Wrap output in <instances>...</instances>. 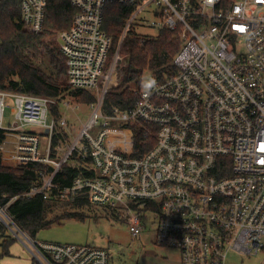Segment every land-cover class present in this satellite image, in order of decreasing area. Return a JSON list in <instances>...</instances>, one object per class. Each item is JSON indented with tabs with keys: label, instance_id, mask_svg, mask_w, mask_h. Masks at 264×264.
I'll list each match as a JSON object with an SVG mask.
<instances>
[{
	"label": "built area",
	"instance_id": "obj_1",
	"mask_svg": "<svg viewBox=\"0 0 264 264\" xmlns=\"http://www.w3.org/2000/svg\"><path fill=\"white\" fill-rule=\"evenodd\" d=\"M69 2L70 26L55 37L66 84L76 92L103 90L87 105L78 133L54 148V158L52 140L64 139L67 121L62 112L56 118L53 108L59 101L70 111L80 105L0 90L4 160L51 169L26 196L47 200L57 191L59 199L84 197L90 206L113 211L133 239L154 230V243L176 250L180 264H227L229 252L247 258L264 253V0ZM47 4L20 0L19 21L27 32H43ZM107 5L134 7L123 35L147 14L158 33L167 31L179 43L171 70L149 72L128 111L102 110L107 87L117 84L119 60L115 53L114 73L105 75ZM138 126L153 146L135 157ZM85 158L90 165L82 168L95 176H78L60 190L54 177L62 166ZM0 224L23 244L31 264H108L105 248L29 238L2 209Z\"/></svg>",
	"mask_w": 264,
	"mask_h": 264
},
{
	"label": "trees",
	"instance_id": "obj_2",
	"mask_svg": "<svg viewBox=\"0 0 264 264\" xmlns=\"http://www.w3.org/2000/svg\"><path fill=\"white\" fill-rule=\"evenodd\" d=\"M19 2L3 0L0 6V90L54 99L61 97V100L67 97L73 103L93 104L95 101L91 95L71 91L66 85L64 61L55 41L58 32L68 29L74 15L69 0H48L43 32L39 35L23 29L19 21ZM133 10V6L107 5L103 12L102 30L111 37L109 57L117 53L119 58L115 68L117 84L108 89L103 98L102 110L105 113L114 108L130 110L137 100L136 93L143 89L142 76L146 72L171 70V61L179 49L174 35L167 31L159 32L155 38H140L130 25L123 35ZM45 57L48 59L47 71L39 66ZM52 112L56 118L59 117L57 107ZM133 133L134 156L139 157L153 146V140H149L142 126L134 127ZM63 138L65 140L56 137L52 140L51 157H55L54 148L64 144L67 135L64 134ZM4 139L5 133L0 131V143ZM89 165V158L75 160L73 165L65 164L54 177V184L64 190L78 176L93 178L95 174L92 171L82 168ZM50 172L49 167L36 163L12 165L0 153V209L5 210L15 225L34 240L41 231L53 225H61L71 219L84 220L83 216L75 213L51 217L55 211L69 206L56 197L57 191H53L47 200L41 196H26L40 183L41 176ZM70 200L74 208L89 205L84 197ZM6 235V228L0 224L4 256L8 255L12 243Z\"/></svg>",
	"mask_w": 264,
	"mask_h": 264
},
{
	"label": "rangeland",
	"instance_id": "obj_3",
	"mask_svg": "<svg viewBox=\"0 0 264 264\" xmlns=\"http://www.w3.org/2000/svg\"><path fill=\"white\" fill-rule=\"evenodd\" d=\"M152 22V19L147 14H140L132 22L134 34L140 38H155L158 31L151 26ZM121 40L120 38V42ZM113 59H115L114 56L108 58L105 66V75L110 69L114 73L113 66L115 64L113 63ZM41 63L44 65L39 63L40 68L47 71L49 69L48 59L46 57L43 58ZM149 78L150 75L146 72L142 76L143 83H147ZM114 83L115 80L113 79ZM113 84H110V86H113ZM107 89L109 88L107 87ZM102 90L103 85H101L98 91L86 94L91 95L94 101H96L101 95ZM60 98L58 100H61ZM59 104L58 112H62L63 117L67 121L65 130L67 138L70 141L82 127L89 115L90 109L87 105L76 103L80 107L70 111L65 110L64 106H61V101H59ZM8 105L12 106V102H9ZM8 112V110L5 112L6 122H9ZM68 144L62 146L65 148ZM70 198L72 197L59 199L69 206L55 211L51 217L63 213H75L83 216L84 220L71 219L61 225H53L51 228L41 231L36 236V240L46 243L92 245L105 248L107 249L109 258L108 264H180L179 254L176 250L161 247L154 243V230L146 228L140 236L133 239L128 232L126 224L122 220H119L115 213L113 214L110 210L90 205L74 208L71 206L72 202ZM6 237L10 238L12 243L8 248L9 255L4 256L2 255L1 247L3 241L0 240V264H30L28 251L23 244L9 230H7ZM263 260L264 253H259L249 258L235 252L227 254V264H262Z\"/></svg>",
	"mask_w": 264,
	"mask_h": 264
},
{
	"label": "crops",
	"instance_id": "obj_4",
	"mask_svg": "<svg viewBox=\"0 0 264 264\" xmlns=\"http://www.w3.org/2000/svg\"><path fill=\"white\" fill-rule=\"evenodd\" d=\"M8 255H9V254H8ZM8 255H7V256H8ZM28 255H29V253H28ZM17 258H18V257H17ZM17 258H16V259H17ZM18 259H19V258H18ZM28 259H30V264H31V257H30V255H29Z\"/></svg>",
	"mask_w": 264,
	"mask_h": 264
},
{
	"label": "water",
	"instance_id": "obj_5",
	"mask_svg": "<svg viewBox=\"0 0 264 264\" xmlns=\"http://www.w3.org/2000/svg\"><path fill=\"white\" fill-rule=\"evenodd\" d=\"M43 133L46 134L47 132L44 130Z\"/></svg>",
	"mask_w": 264,
	"mask_h": 264
}]
</instances>
